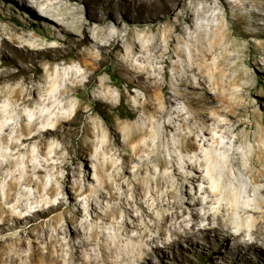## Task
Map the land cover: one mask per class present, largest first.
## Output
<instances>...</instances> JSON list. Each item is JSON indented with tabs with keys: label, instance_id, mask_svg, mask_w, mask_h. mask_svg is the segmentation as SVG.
<instances>
[{
	"label": "rangeland",
	"instance_id": "374dc122",
	"mask_svg": "<svg viewBox=\"0 0 264 264\" xmlns=\"http://www.w3.org/2000/svg\"><path fill=\"white\" fill-rule=\"evenodd\" d=\"M2 1L0 200L10 193L3 207L27 223L0 233V248L23 238L26 254L40 236L45 251L64 228L71 245L93 229L102 242L121 221L137 236L165 215L172 238L171 226L194 223L193 210L194 247L182 242L178 257L160 241L144 264H264L255 248L248 261H219L234 243L212 231L219 207L236 224L264 200V1L26 0L21 13ZM26 91L31 103L20 99Z\"/></svg>",
	"mask_w": 264,
	"mask_h": 264
},
{
	"label": "bare ground",
	"instance_id": "6f19581e",
	"mask_svg": "<svg viewBox=\"0 0 264 264\" xmlns=\"http://www.w3.org/2000/svg\"><path fill=\"white\" fill-rule=\"evenodd\" d=\"M16 1L17 0H3L2 3L4 5L9 4L11 6L10 8L14 9L17 13L23 12L24 9H29L26 0H20L19 2H17L18 4L16 3ZM38 13L42 14L41 12ZM94 18L100 23H106L107 21V18H103L101 16H94ZM255 34L258 35L257 32ZM0 66H2V64H0ZM9 75H11V73H9ZM138 79L140 78L138 77ZM28 94L29 91H26V93L20 98L23 103H31L33 101V99L29 97ZM4 130H7V128H4ZM56 132H58L57 129H46L42 132V135L45 136L46 134ZM40 136L41 134L37 133L34 134V136L32 137L20 138V140L12 142L11 146L20 149L22 148L21 145L23 143L27 142L33 137L35 138ZM2 139L3 137L0 139V143ZM40 139L43 140V137ZM198 176L200 177V171L196 170L195 177ZM214 193L216 192L214 191ZM260 193L264 194V186L262 187ZM212 197L213 194L209 193L208 198H206L205 200H203L202 198H198V200L194 203L197 206L203 205L204 207L206 204L211 202ZM4 198V200H0V233L6 232L7 230L12 229L14 227H18L21 224L26 225L27 223L26 221H24L27 216H22L20 212H16L13 209L3 207L4 201L8 202L11 200V194L5 193ZM176 204L177 203H175V207L177 206ZM59 205H61V203H59L58 206ZM14 208H19V210L24 209V205L21 199L17 200V202L14 204ZM218 209L219 214H217L216 216V225L212 227V231L215 233V238L218 239L216 241L220 242L219 240H221V238H223L224 240L231 239L234 243L235 249L234 252H230L229 249H225L223 254H220L221 257L218 258L219 261H225L227 257H229L230 259L233 258L234 261H237L238 257L247 260V258L249 257L246 254V250L248 248L264 250V200L259 202L257 209H254L249 206L241 209L240 211L242 213L239 214V220L237 219L239 223L236 222V224H233L232 222L228 221L229 219H222V215L227 216L228 214H230L229 209L221 207H219ZM232 209L236 210L237 206L233 205ZM191 211L194 223L188 227L185 226L182 221H180L179 225L171 226V234L175 235V237L172 238L166 234V230L164 228V226L166 225V221L169 217L165 215L163 220H154L153 223H145L142 227H140L137 236H130L128 234L130 225L127 224L125 221H121L119 225H116L113 228L114 231L111 236H107L105 233L101 235L102 242L97 241V234L99 233V231L93 229L88 238H81V241L78 244L73 243L71 245L70 240L61 239L59 237V234H65L66 228H64L58 231V235H56L55 239H52L48 242V245L45 247L46 250L44 251L42 246V237L40 238V236H32L33 238L32 240H30L29 243V248L31 250H29V252L26 254H24L22 251V248L27 245L23 238L9 239L8 244H6L3 249L0 248V264H68L69 262L76 261H81L83 264H144L145 261H147V259H149L151 255L157 254L158 251H160V241L165 247L170 248L171 250L177 249L178 257H184L186 255L187 250L183 249L181 243L186 242L188 244V248L194 247V241H197V239L193 241V236H198V233H200V228L197 229L196 226L197 212H193V210ZM250 213L252 214L251 227L244 225V222L246 221L247 217L250 216ZM171 214L175 218H180L182 216L177 210L172 211ZM9 220H12L14 223L10 224L8 222ZM134 227H137V225L135 224ZM25 228L28 229V226H25ZM153 228H156L158 231L155 233H151V231H153ZM232 229H234L233 232L231 231ZM201 233H203V239L206 238V241H209L210 235L207 232L206 228H204ZM73 234L75 236L77 235V232L72 231V237ZM120 234L127 236L128 239L135 240L136 243H132L131 241L126 239V243L124 240V244L120 245V242H122ZM245 237H247V239ZM95 244H98L100 246L99 248L102 250L101 255H97L94 252L95 248L93 247V245ZM69 248H71L72 250H70ZM66 250L70 251L69 255L65 254Z\"/></svg>",
	"mask_w": 264,
	"mask_h": 264
}]
</instances>
